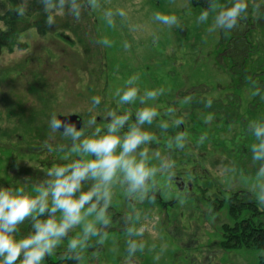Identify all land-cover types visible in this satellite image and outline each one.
<instances>
[{
  "label": "rangeland",
  "instance_id": "rangeland-1",
  "mask_svg": "<svg viewBox=\"0 0 264 264\" xmlns=\"http://www.w3.org/2000/svg\"><path fill=\"white\" fill-rule=\"evenodd\" d=\"M247 2L248 12L237 27L209 32L215 11L227 0L215 1L206 23H197L203 8L190 0H88L79 20L61 14L52 25L39 0L26 5L0 0V186L23 183L33 191L49 167L66 163L65 156L78 158L70 139L50 129L52 116H78L84 123L95 115L96 126L103 128V117L114 110L129 114L130 124L142 105L138 100L117 103L116 90L125 80L138 75L141 93L164 89L149 102L158 117L144 126L157 137L147 145L150 163H173L149 185L157 196L149 199L159 201L150 204L149 194L140 200L115 185L110 223L98 225L101 235L90 237L74 256L67 243L80 234L77 225L42 264L262 262L260 251L221 247L224 227L233 224L228 208L235 194L264 211L255 188L261 162L251 159L254 137L248 129L249 122L264 117V3ZM106 9H123L126 15L114 17L110 26ZM155 12L176 15L177 25L154 20ZM104 38L111 46L100 43ZM93 96L101 98L95 107ZM177 118L183 120L179 126ZM162 121L169 123L167 130L159 127ZM181 132L184 144L177 147L173 138ZM177 178L193 190L181 193L173 181ZM30 228L26 220L19 226L21 235ZM130 229L142 233L135 239L145 245L134 255L127 251Z\"/></svg>",
  "mask_w": 264,
  "mask_h": 264
},
{
  "label": "clouds",
  "instance_id": "clouds-1",
  "mask_svg": "<svg viewBox=\"0 0 264 264\" xmlns=\"http://www.w3.org/2000/svg\"><path fill=\"white\" fill-rule=\"evenodd\" d=\"M24 2L26 5L28 0ZM87 2L39 0L49 25L54 24L56 16L61 14H69L79 20ZM248 7L247 0H227L224 6L215 11L208 31L234 29L247 14ZM214 8L215 0H210V6L201 10L197 16V23L208 22L210 10ZM23 11L20 9L19 14ZM103 15L106 23L111 26L114 17H124L126 13L123 9H106ZM153 18L170 27L178 23L174 14L155 12ZM100 43L111 46L107 38ZM138 79V75L130 76L125 80L124 87L115 93L118 104H131L138 100L142 105L135 112L133 123H127L131 118L129 114H120L114 110L107 111L103 117L106 121L103 128L96 126L95 115L90 116L80 127L68 120L51 117L50 129L53 132L61 130L62 135L70 139L72 150L79 156L73 159L65 156L63 159L66 163L49 167L33 191H27L23 183L0 186V264H17V261L19 264H42L46 256L54 254L69 231L80 225V234L67 243V251L77 256L76 250L86 247L90 237L101 235L98 225H109L108 209L115 185L118 184L127 193L143 200L157 172L173 167V163L165 159H161L159 165L150 163L152 157L147 145L155 142L157 137L144 127L152 125L158 117L156 106L149 102H154L164 89H146L141 93L136 84ZM91 103L95 107L101 103V98L93 96ZM211 103V100L207 101L209 106ZM174 123L179 126L183 120L177 118ZM159 127L167 130L169 123L162 121ZM248 129L254 137L250 145L251 159L261 162L255 170V188L258 190V202L264 205V117L249 122ZM173 139L177 147H183L184 133H178ZM200 140L202 142L204 136ZM52 150L48 146V151ZM88 156L91 158H86ZM29 179L26 177L24 182ZM85 182L91 183L86 190H82ZM58 212L60 215L57 217ZM26 220L30 222L31 228L26 235H21L19 226ZM128 235L131 237L127 241L129 255L142 251L144 243L135 239L142 233L130 229Z\"/></svg>",
  "mask_w": 264,
  "mask_h": 264
},
{
  "label": "trees",
  "instance_id": "trees-1",
  "mask_svg": "<svg viewBox=\"0 0 264 264\" xmlns=\"http://www.w3.org/2000/svg\"><path fill=\"white\" fill-rule=\"evenodd\" d=\"M190 1L193 7L210 6V0ZM248 211L250 213L244 215ZM228 213L233 224L224 227L221 247L227 251L245 248L264 253V211L261 212L255 203H245L235 194L229 200ZM261 259L260 264H264V257Z\"/></svg>",
  "mask_w": 264,
  "mask_h": 264
},
{
  "label": "flooded vegetation",
  "instance_id": "flooded-vegetation-1",
  "mask_svg": "<svg viewBox=\"0 0 264 264\" xmlns=\"http://www.w3.org/2000/svg\"><path fill=\"white\" fill-rule=\"evenodd\" d=\"M175 183V186L178 190H180L181 193L186 194L187 192H191V190H193L192 184L186 182L183 178H177L173 180ZM150 189L148 190L147 194H149V196L147 197L150 204L156 203L157 201H152L151 199H149L151 197V195L155 194V188H152V186L149 187ZM153 189V190H152ZM155 190V191H154ZM154 197L156 198V194L154 195ZM147 201V200H146Z\"/></svg>",
  "mask_w": 264,
  "mask_h": 264
},
{
  "label": "water",
  "instance_id": "water-1",
  "mask_svg": "<svg viewBox=\"0 0 264 264\" xmlns=\"http://www.w3.org/2000/svg\"><path fill=\"white\" fill-rule=\"evenodd\" d=\"M59 120H61V121L68 120L70 122L75 123L77 127H80L81 124L83 123V120L81 118H79L78 116L60 117ZM59 131H61V130H59Z\"/></svg>",
  "mask_w": 264,
  "mask_h": 264
}]
</instances>
